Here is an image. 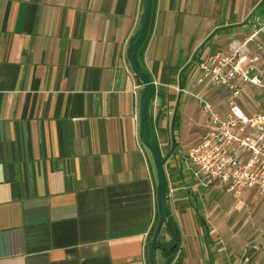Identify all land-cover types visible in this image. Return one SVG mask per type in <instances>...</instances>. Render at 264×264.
<instances>
[{
  "label": "crops",
  "instance_id": "0c3cea01",
  "mask_svg": "<svg viewBox=\"0 0 264 264\" xmlns=\"http://www.w3.org/2000/svg\"><path fill=\"white\" fill-rule=\"evenodd\" d=\"M263 2L153 0L137 58L155 89L149 133L181 241L174 256L159 249L158 264H264L262 234L240 221L212 225L204 207L209 193L251 191L198 186L186 160L205 133L191 93L227 108L190 60L226 51L233 37L258 43ZM144 3L0 0V264H150L160 184L129 60ZM160 240H173L169 230Z\"/></svg>",
  "mask_w": 264,
  "mask_h": 264
},
{
  "label": "built area",
  "instance_id": "2783aa9c",
  "mask_svg": "<svg viewBox=\"0 0 264 264\" xmlns=\"http://www.w3.org/2000/svg\"><path fill=\"white\" fill-rule=\"evenodd\" d=\"M253 37H233L226 51L195 62L199 82L226 93L224 115L207 95L189 92L201 106L205 133L187 150L186 160L198 177V186H215L233 197L247 189L264 193V71L256 64L259 57L250 50ZM247 87L252 88L259 105L251 115L238 103ZM179 91L187 92L183 87Z\"/></svg>",
  "mask_w": 264,
  "mask_h": 264
},
{
  "label": "water",
  "instance_id": "95a60500",
  "mask_svg": "<svg viewBox=\"0 0 264 264\" xmlns=\"http://www.w3.org/2000/svg\"><path fill=\"white\" fill-rule=\"evenodd\" d=\"M152 4H153V0H145L143 18L141 21L140 29L132 43V46L129 52V60H130V63L135 73L139 76V78L144 84L145 92H144V96H143L141 107H140L141 137H142L144 144L147 147H149V149L152 151L154 155L157 170H158V175H159V184H160L159 221H158L155 233L153 235V238L151 240L149 250H148L150 264H158L157 251L161 249L165 252H172L180 246L181 241H180L179 234L169 224L168 194H167L168 182H167V176L165 172L164 161L162 159V155H161L158 145L152 140L150 133H149L148 110H149L150 100L153 98L155 94V89H154L151 79L145 73V71L141 68L138 62V58H137L138 50L141 44L143 43L147 35L148 29H149L151 15H152ZM164 226L169 230V232L171 233L173 237V245L168 248L163 247L162 245L158 244V241L160 239L161 232Z\"/></svg>",
  "mask_w": 264,
  "mask_h": 264
},
{
  "label": "rangeland",
  "instance_id": "374dc122",
  "mask_svg": "<svg viewBox=\"0 0 264 264\" xmlns=\"http://www.w3.org/2000/svg\"><path fill=\"white\" fill-rule=\"evenodd\" d=\"M250 35H247V37L244 36L240 39L248 38ZM257 41L258 43L253 41L249 45L253 55L259 57L256 62V64L259 65L264 62L261 61V59L264 60V31H262L261 35L258 36ZM199 60H195V62ZM262 70L264 71V69ZM238 103L249 115L257 112L259 109L256 94H254L252 88L250 87L243 90L240 98L238 99ZM249 191H251L252 194L244 195L241 198H231L223 193H219L218 191L209 193L210 198L204 205L209 222L212 225H216L218 223L232 225L240 221L243 232L246 228L250 229L248 228V225H251V228L255 230V233H259L264 236V195L256 197L259 193L257 189L246 190V192Z\"/></svg>",
  "mask_w": 264,
  "mask_h": 264
},
{
  "label": "trees",
  "instance_id": "16d2710c",
  "mask_svg": "<svg viewBox=\"0 0 264 264\" xmlns=\"http://www.w3.org/2000/svg\"><path fill=\"white\" fill-rule=\"evenodd\" d=\"M163 159V158H162ZM163 161H164V159H163ZM165 162V161H164ZM169 224L173 227V229L177 232L178 230H177V227L174 225V223H173V221H172V219L171 218H169ZM164 229L167 231L168 229L164 226ZM178 233V232H177ZM158 244H160V245H162L163 247H171L172 245H173V240H171L170 242H168V243H163L160 239H159V241H158ZM178 249H179V247L176 249V250H174V251H172V252H165V251H163V254H165V255H167V256H174V254L178 251Z\"/></svg>",
  "mask_w": 264,
  "mask_h": 264
}]
</instances>
